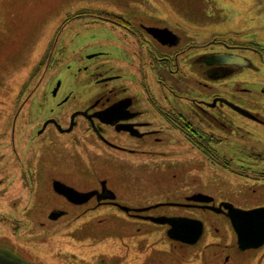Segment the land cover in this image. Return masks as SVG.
<instances>
[{
    "label": "rangeland",
    "instance_id": "obj_1",
    "mask_svg": "<svg viewBox=\"0 0 264 264\" xmlns=\"http://www.w3.org/2000/svg\"><path fill=\"white\" fill-rule=\"evenodd\" d=\"M111 14L124 17L132 30H139L144 22L174 33L180 42L169 46L173 47L169 68L155 67L148 52L150 48L153 55L158 48L168 52V46L162 48L147 34L144 38L128 34L123 22H100ZM252 44L263 47L262 54L235 48ZM231 53L247 57L257 70L244 67L228 78L218 73L217 78V65L200 61L210 56L218 61L217 54ZM49 54L50 64L38 69ZM263 60L264 0H0V180L11 172L0 185V246L36 264L70 261L67 255L72 250L81 260L92 262L104 256L109 264H115L117 256L123 264H221L227 257L229 264H264V246L241 251L232 221L201 209L152 210L156 216L182 215L204 225L199 243L182 248L173 244V249L166 241L165 228L134 221L114 209L92 214L87 221L83 218L80 227H65L56 235L53 232L59 226L15 232L3 215L21 213L26 200L24 196L12 201L17 199V190H26L15 168L18 158L65 164L75 169L79 182H92L91 177L96 182L97 176L111 173L122 182L120 199L131 206L188 203L187 198L199 193L213 197L216 206L226 201L244 211L261 207L264 126L228 106L220 110L217 98L264 117ZM30 79L36 81L26 92L25 97L31 99L19 115L16 137L10 122L23 84ZM102 79L119 80L99 84ZM58 82L61 87L55 99L52 93ZM114 86L140 97L147 110L141 120L152 123L142 128L141 144L127 143L139 148L136 155L107 151L90 139L76 141L74 136L87 126L82 118H77L79 127L73 135L55 133L54 144L44 136L39 142L45 147L37 151L27 146L38 125L35 113L42 115L41 121L58 116L67 127L70 116L89 108L93 98ZM147 100L156 104L152 107ZM227 114L234 122L229 123L230 131L218 125L219 118L231 121ZM181 115L215 137L216 143L210 144L212 154L206 155L174 127L170 119ZM7 143H15L17 151ZM102 216L106 224L96 225ZM5 241L8 244H2ZM238 254L243 255L242 261H236Z\"/></svg>",
    "mask_w": 264,
    "mask_h": 264
},
{
    "label": "flooded vegetation",
    "instance_id": "obj_2",
    "mask_svg": "<svg viewBox=\"0 0 264 264\" xmlns=\"http://www.w3.org/2000/svg\"><path fill=\"white\" fill-rule=\"evenodd\" d=\"M103 20H100L101 23L108 22H116L118 25L123 22L127 28L128 34L132 36L144 38V34L150 36L153 40H155L158 44L162 46V48H166L168 46V52L162 51L161 48L157 49V54H152V48L148 50L150 56H153V64L155 67L162 69H168L170 63L172 62L173 53L170 50L173 47L170 44H163L161 41L154 38L148 31L147 28L150 27H157L152 25H146L144 22H140L139 30L133 29L132 25L129 21H126L124 17L121 16H105ZM113 18L120 20L116 21ZM93 22V21H92ZM95 23L98 20L94 21ZM128 24V25H127ZM131 29V30H130ZM162 29H165L162 28ZM180 42V39H178ZM153 44V43H152ZM232 48V47H231ZM236 49L244 50H253L257 54H262L263 47L258 44H252L249 47H239L236 46ZM217 66V78L218 73L222 78H228L238 71H240L244 67L257 68L253 65V63L242 54H228V55H218ZM52 59H50V54L45 56L43 60L40 62V67L38 69L44 68L47 64H50ZM226 61L223 63L222 61ZM264 62V60H263ZM56 65L57 62L54 60L52 63ZM117 81L119 79H102L99 80V84H107L113 81ZM36 80L30 79L28 82L23 84L22 94L19 97V101L16 105L17 111L14 113L13 120L10 122V126L14 127L16 137L19 134L17 132V124L19 115L23 112V109L28 106L30 102V97H25L26 92H29L30 87L34 84ZM60 82L57 83L56 88L53 90L52 96L56 99L58 98V92L60 89ZM224 100L222 97L217 98V105L219 104V109L222 110L223 106H228L230 109L235 111L236 113L240 114L244 118L252 121L253 123L260 124L264 126V117L260 116L258 113H253L248 109L243 108L240 105L235 104L232 101H228L231 104L239 106L245 110H247L250 116H246L236 110H234L228 103L222 102ZM69 99L67 98L66 101L64 100L63 103L59 102L58 106L64 105ZM150 106H154L156 104V100H147ZM40 108V107H38ZM54 111V109H53ZM147 110L142 108L141 98L135 94H130L126 92V89L121 90L118 87L107 88L102 95L96 96L91 100L89 108L86 110H78L72 116H70L69 126H63L61 122L57 119L60 117H48L45 120L43 119L42 115L39 112L35 113V122L38 124L34 131L35 134L30 136L27 140V146H35L34 149L37 151L38 149L44 148L45 144H40L39 140L47 136L49 137L50 144H54L53 139L58 133V135H73L77 128L79 127L78 124L80 120L77 118H82L86 121V128L85 131L79 135L74 136L76 141L79 140H94L96 143L101 144L106 148L107 151H114V152H128L130 155H136L140 150L139 148L130 147L128 142H135V143H142L141 139L143 137L142 128L145 125H151L152 123L143 122L141 119L145 116ZM13 113V111H12ZM29 114V113H28ZM27 114V115H28ZM54 115V113H53ZM184 116V115H182ZM28 117V116H27ZM27 117H25L27 119ZM227 117L231 120L230 122H226L219 118L218 125L220 128L229 130V126L233 124L232 116L227 114ZM231 123V124H229ZM173 124V123H172ZM40 125V126H39ZM28 127V124H27ZM32 128L31 130H33ZM33 131V132H34ZM151 132V130L149 131ZM122 140V141H121ZM217 145L219 146L220 140H218ZM55 144L53 147H56ZM194 145V144H193ZM9 146L13 151H17L16 144H6ZM38 146V147H37ZM43 146V147H42ZM195 146V145H194ZM33 148V147H32ZM234 148V147H233ZM218 149V148H217ZM251 150L253 148L251 147ZM227 160V159H226ZM17 163L15 168L17 172L20 174L18 175L19 180L22 181L23 187L26 189L25 191H18L17 190V199L25 196V202H23V206L19 209L21 213H15L13 216L9 213H5V218L10 220V226L13 231H20L22 229H36V228H45V227H57L59 229L54 231L53 233L56 235L63 228H74L81 226V220L87 221L88 218L92 216V214H97L101 212V210H111L114 209L120 214L127 215L129 218L133 219L134 221H139L140 223H147L152 226H159L165 228V238L167 242L171 243V249H173V244H176L177 247H185V246H192L185 241V238L189 236V229L185 232H182L181 235L183 236L182 240H175L170 237L169 233L173 228V223L175 220L178 222H183L189 225L188 220H193V224H190V227L200 226V221L197 219L188 218L182 215H168L167 213L161 215H153L152 210L157 209L159 207H173V208H195L201 209L206 211H211L216 213L215 211L211 210L210 207L215 206L217 208H222L223 211L221 213H216L220 215H224L226 217L227 214L230 212V209H233L231 203L226 201H222L219 205H215V199L211 196L204 195V194H195L192 198H187V200L191 201L188 203H164V204H157V205H149V206H131L127 205L123 200L120 199V184L122 182L112 174H108L106 176H98L96 177V182H94L93 177H91V181L89 182H79L76 179L75 169H67L65 164H56V163H49L47 161L43 162L42 160L38 159L35 162L31 160H24L18 158L16 160ZM230 162V160H227ZM227 166V165H226ZM6 167V165L4 166ZM69 167V166H68ZM2 166L0 165V170H2ZM12 168H14L12 166ZM74 168V166H73ZM108 169V168H107ZM109 171V169H108ZM9 173L11 174L10 170ZM7 175L6 178H8ZM75 175V176H74ZM0 180V185L6 179ZM92 183V184H91ZM5 190V189H4ZM0 192H3L0 191ZM9 192L6 191L5 194ZM4 194V195H5ZM3 198V195H0ZM16 201V202H17ZM33 202V203H32ZM48 202L50 203L49 207ZM11 204V202H10ZM32 204V205H31ZM47 207V208H46ZM264 205H261L262 208ZM235 208V207H234ZM253 209V208H247ZM257 209V207H254ZM8 215V216H6ZM154 219H160L162 223L155 222ZM62 220H67L66 223H62ZM107 219L105 216L99 217L96 222V225H105ZM164 222V223H163ZM140 231V229H138ZM178 233L177 231L172 232V235ZM51 234V233H50ZM50 234L48 237L52 236ZM46 235V236H47ZM202 239V237H201ZM201 239L197 242L199 243ZM17 242H21L17 240ZM196 243V244H197ZM2 244H8L7 241L3 242ZM264 246V245H263ZM262 246V247H263ZM1 249H7L18 255L12 249L8 248L7 246H0ZM261 248V247H260ZM259 249V248H257ZM256 248L248 249V251L257 250ZM245 252V251H244ZM19 256V255H18ZM70 261L63 262L62 264H69L68 262H72L73 264H109L107 258L101 256L97 258L95 261H87L81 260L78 254L72 250L67 255ZM242 254L236 256L237 259L242 261ZM20 258L24 259L23 257L19 256ZM28 257H31L30 255ZM33 258V257H31ZM117 262L115 264H123L121 258L118 256L115 257ZM26 260V259H24ZM27 262H30L26 260ZM32 264H36L31 262ZM230 258L227 257L221 264H229ZM158 264V263H155Z\"/></svg>",
    "mask_w": 264,
    "mask_h": 264
},
{
    "label": "water",
    "instance_id": "obj_3",
    "mask_svg": "<svg viewBox=\"0 0 264 264\" xmlns=\"http://www.w3.org/2000/svg\"><path fill=\"white\" fill-rule=\"evenodd\" d=\"M147 31L157 40L161 41L163 44H170L171 46H176L178 43V37L172 33L169 29H161L156 27L147 28ZM213 57H204L200 61H204L207 65H217V58L212 59ZM225 63L226 61H222ZM222 102L228 103L234 110L250 116L249 112L239 106L229 103L226 100H221ZM230 209V212L227 214L228 218L232 221L233 227L238 236L239 249L241 251H246L252 248H260L264 245V207L252 209V210H239L234 207ZM211 210L216 213H221L222 208H217L215 206L210 207ZM173 228L170 231L169 235L175 240H182V232H185V229H189V236L185 238V241L189 244H196L204 233V225L202 222L200 226L190 227V224H193V220H188L189 225L183 222L176 221L173 219ZM155 222L162 223L160 219H154ZM164 223V222H163ZM178 233L172 235V232L177 231ZM0 264H32L26 260L20 258L18 255L7 249L0 248Z\"/></svg>",
    "mask_w": 264,
    "mask_h": 264
},
{
    "label": "trees",
    "instance_id": "obj_4",
    "mask_svg": "<svg viewBox=\"0 0 264 264\" xmlns=\"http://www.w3.org/2000/svg\"><path fill=\"white\" fill-rule=\"evenodd\" d=\"M110 16L114 15L111 14ZM215 75L217 76V72ZM170 120L172 121L174 127L181 129L187 136V139H189V141L195 146L199 147L206 155L212 154L213 150L211 149L210 144L216 143L215 137L213 135H208L199 128L195 127L182 115L178 118H175L174 120Z\"/></svg>",
    "mask_w": 264,
    "mask_h": 264
}]
</instances>
